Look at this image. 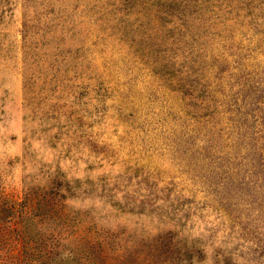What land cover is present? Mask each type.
Instances as JSON below:
<instances>
[{
  "label": "rangeland",
  "instance_id": "rangeland-1",
  "mask_svg": "<svg viewBox=\"0 0 264 264\" xmlns=\"http://www.w3.org/2000/svg\"><path fill=\"white\" fill-rule=\"evenodd\" d=\"M0 264H264V0H0Z\"/></svg>",
  "mask_w": 264,
  "mask_h": 264
}]
</instances>
